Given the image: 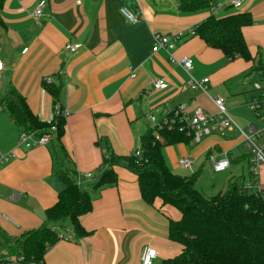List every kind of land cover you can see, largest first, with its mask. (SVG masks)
Returning <instances> with one entry per match:
<instances>
[{
	"label": "crops",
	"instance_id": "1",
	"mask_svg": "<svg viewBox=\"0 0 264 264\" xmlns=\"http://www.w3.org/2000/svg\"><path fill=\"white\" fill-rule=\"evenodd\" d=\"M78 1L3 0L0 60L5 69L0 101L13 86L31 111L49 122L53 100L44 85L55 84L62 89L61 106L67 115L62 145L38 146L36 138L20 140L21 131L1 107L0 154L14 158L0 168V257L9 255L11 246L25 233L42 226L46 210L64 190L56 176L60 169L96 177L107 152L128 156L140 149L141 137L150 129L144 130L150 114L163 116L162 123L180 105L190 114L197 108L216 113L212 99L223 98L235 122L247 125L252 117L249 104L259 96L253 84L261 79L255 75L245 78L252 62L229 61L198 36L187 37L171 55L178 61L190 59L195 79H210L207 94L190 86L189 75L170 54L153 53L155 34L171 35L197 27L211 16L209 9L185 13L179 0ZM41 2L43 16L37 20L32 13ZM121 9L143 19L131 24ZM232 9H223L222 17L239 12L252 16L254 23L243 29L244 37L253 58L262 51L264 62V0H243L240 9ZM68 45L80 48L69 53ZM241 76L240 87L232 86ZM157 80L167 88L155 89ZM183 144L167 146L164 156L175 174L193 175L198 154L194 159L193 151L187 153ZM234 152L220 159L227 155L229 169L241 161ZM208 153L210 157L211 150ZM186 158L194 161L188 170L181 166ZM116 173L118 183L95 192L93 210L80 219L87 235L79 237L73 231V239L60 240L49 248L45 264H141L147 247L157 251L153 264H163L182 253V246L169 239L170 222L179 221L180 212L160 200L148 205L137 176L121 167ZM248 183L243 181L241 186ZM93 184L92 179L84 182L87 187ZM12 196L15 200H10Z\"/></svg>",
	"mask_w": 264,
	"mask_h": 264
},
{
	"label": "trees",
	"instance_id": "2",
	"mask_svg": "<svg viewBox=\"0 0 264 264\" xmlns=\"http://www.w3.org/2000/svg\"><path fill=\"white\" fill-rule=\"evenodd\" d=\"M215 1L179 0V8L185 13H193L210 9ZM2 6L3 0H0V12ZM253 23L249 13L239 12L220 18L211 14L195 27V37H200L210 48L220 50L229 61L241 58L252 62L245 78L255 75L264 82L262 51L253 58L243 33V29ZM44 87L53 100V112L57 109L60 112L52 122L39 119L26 98L13 86L0 101V107L5 108L21 133L43 137L53 135L55 127L51 142L60 146L66 128L61 106L62 89L47 83ZM156 131L163 141L156 140ZM190 141L192 138L180 130L179 124L172 129L170 125L162 130L150 128L141 137L142 156L107 152L101 171L92 178L94 184L91 187L84 185L88 179L82 175L67 168L60 169L56 176L64 190L57 202L46 210L44 223L21 236L11 246L9 255L0 259L24 256L27 264H45L47 251L61 240V232L68 229L79 237L87 235L80 219L93 210L95 192L118 183L116 168L121 167L137 176L141 196L148 205L160 200L181 214L179 221L170 222L169 239L182 246V253L163 264H264V190L258 192L247 185L230 182L226 191L207 197L197 187V173L189 177L175 174L164 156L167 146ZM248 159L250 163L251 155ZM254 178L251 171L249 182L255 181Z\"/></svg>",
	"mask_w": 264,
	"mask_h": 264
},
{
	"label": "built area",
	"instance_id": "3",
	"mask_svg": "<svg viewBox=\"0 0 264 264\" xmlns=\"http://www.w3.org/2000/svg\"><path fill=\"white\" fill-rule=\"evenodd\" d=\"M83 0H79L78 4H81ZM243 5V0H216L210 7V14L215 15L216 12L222 9L233 8L240 9ZM44 3H39L35 10L32 13V16L37 20L43 16ZM122 16L131 24H139L143 19L142 16L138 13H134L128 9H121ZM196 28H190L186 31L178 32L171 35H162L155 34L154 38V47L152 49L153 53H157L161 50L167 52L171 55L172 51L175 50L177 45L185 40L187 37H195ZM80 48L79 45H68L66 51L69 53H76ZM171 59L174 63L179 64L185 72L190 77V86L195 90H200L203 93L207 94V85L210 82L209 78H204L201 80L195 79L191 72L193 70V63L190 59L184 58L181 61H178L171 55ZM5 69V64L0 60V81L2 79L3 71ZM154 88L157 90L167 88V84L161 80H157L154 83ZM255 91L259 93L258 97H255L249 104V109L256 116L258 123L251 124L246 129H241L232 116L229 113V110L226 106V101L223 98H214L212 99L217 112L214 114L206 113L201 108H197L191 114L187 112L185 105H180L175 109L173 115L170 119L158 123V119L154 113L148 116V120L151 124H157L153 129L162 130L164 127L170 125V129L174 126L180 127L181 131H185L189 137L192 138V141L200 144L205 136L211 135L215 131H235L238 130L242 136V144L246 150L251 155L250 165L253 176H255V181L249 182L247 187L251 189H256L258 192L264 190V185L260 183V170L264 165V86L260 82L253 84ZM2 108L0 107V112ZM60 113L57 109L56 112H53V115L49 122H52L54 116ZM64 116L67 113L64 111ZM53 135L56 133V128L52 129ZM53 135H45L43 137H38L35 134H26L22 133L20 135V140L25 141L30 138H36V145L43 146L51 142ZM156 140L162 141L163 138L160 136L158 131L155 132ZM136 157L142 156V151L137 150L135 152ZM14 158L13 154H0V168L8 165L11 160ZM105 158H108L106 156ZM193 159L186 158L181 161V166L183 169H191L193 166ZM214 170L217 173L227 171L231 165L229 158L225 155V159L219 162H214ZM84 179H92L94 176L92 173H87L82 175ZM10 200H15L14 196ZM73 231L66 230L61 232L59 238L61 240H71L73 239ZM157 257V251L150 247H147L143 250L141 264H153L154 259ZM0 264H27L24 256H15V257H6L0 259Z\"/></svg>",
	"mask_w": 264,
	"mask_h": 264
},
{
	"label": "rangeland",
	"instance_id": "4",
	"mask_svg": "<svg viewBox=\"0 0 264 264\" xmlns=\"http://www.w3.org/2000/svg\"><path fill=\"white\" fill-rule=\"evenodd\" d=\"M229 10H231V8H228V11ZM224 11L225 10L223 9L219 10L218 12L215 13V16L217 18L222 17V15L225 13ZM197 80H201V79H197ZM241 81H242V76L238 77L235 81H233L232 86L240 87ZM259 82L264 86V82H261L260 80ZM233 92H235V89L233 90ZM233 95H236V94L234 93ZM206 113H209V112H206ZM211 114H214V113H211ZM250 115L252 117H250V122L247 123V125L246 124L238 125L241 129L247 130L248 126L251 123H254V124L258 123V120H256L252 112ZM155 116L158 119V123L163 120L162 118L163 116L159 115L158 113H155ZM155 125L157 124H151L150 122H148V125L144 127V130L153 128ZM211 144L213 146H211ZM181 147L187 153H190L193 151L192 157L194 159H195V156L198 154L199 161H198V164L194 167V170H196L197 177H198L197 187L207 197H214L218 195L220 192L226 191L227 188L229 187L230 182H233L234 184H237L239 186L242 185L243 181L249 182L251 166H250L248 157L250 154L246 150L244 145L242 144V136L240 135L238 130H235L233 133H231V131H228V130L215 131L211 135L205 136L202 140V143L200 144L190 141L189 143L183 144ZM233 149L237 150V152H234V153L238 157H240L241 161L232 163L231 168L226 172H223V173L215 172L213 161L214 162L220 161L221 157L225 153H228V152L232 153ZM203 150L205 151L202 153ZM208 150H211L210 157H209ZM181 175L185 177L192 176L191 173H183ZM259 179H260V183L264 184V167L261 168L260 170Z\"/></svg>",
	"mask_w": 264,
	"mask_h": 264
}]
</instances>
